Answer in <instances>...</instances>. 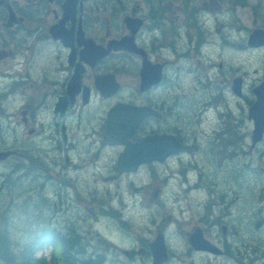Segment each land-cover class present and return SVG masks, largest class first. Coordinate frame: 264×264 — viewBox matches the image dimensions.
<instances>
[{"label":"flooded vegetation","instance_id":"obj_1","mask_svg":"<svg viewBox=\"0 0 264 264\" xmlns=\"http://www.w3.org/2000/svg\"><path fill=\"white\" fill-rule=\"evenodd\" d=\"M120 1L123 6L117 9L111 1L80 0L77 11H65L67 0H0V92H7L11 108L21 114L24 139L55 144L45 155L18 152L9 161L36 171L31 177L39 180L44 204L62 203L68 190L78 191L73 182L88 187L89 195L72 214L74 225L61 227L68 240L73 239L71 227L94 222L89 218L90 208L98 205L91 193L92 176L100 175L98 186L104 190L128 175L167 172L176 176L173 190L180 187L185 195L180 203L186 207L179 208L186 223V252L206 256L211 264H264V185L257 194L256 148L244 144L249 131L241 134L250 122L223 119L216 112L222 95L213 93L212 86L203 87L205 72L180 62L183 54L168 48L164 33L157 41L153 31L171 27L175 11H147L145 4ZM258 25L264 26V17ZM101 47L110 50L100 56ZM247 50L264 52L262 47L245 46ZM200 87L209 93L204 94L205 105L197 97ZM118 107L119 114L114 112ZM141 111L147 114L135 126ZM112 115L121 118L115 132L125 143L106 138L112 137ZM161 135L170 136L164 160L141 164L136 173L119 171V157L129 145ZM155 148H160L157 141L148 152L155 154ZM66 169L63 180L60 174ZM70 170L76 179H70ZM52 188L56 196L48 193ZM152 233L134 237L135 252L126 254L143 252L153 261ZM197 236L207 242L197 243ZM69 245L72 251L79 248ZM80 249L90 254L95 247L80 243Z\"/></svg>","mask_w":264,"mask_h":264},{"label":"rangeland","instance_id":"obj_2","mask_svg":"<svg viewBox=\"0 0 264 264\" xmlns=\"http://www.w3.org/2000/svg\"><path fill=\"white\" fill-rule=\"evenodd\" d=\"M256 0H250L251 7L253 4H255ZM176 8L175 11V22L180 23L183 19L182 13L179 11V8ZM224 9V8H223ZM237 11L239 13V19H241L242 23H244L246 26L251 27L258 25L262 23V17H260L259 20L255 21L253 17V13L251 12L250 7L247 8H237ZM216 21L218 20L217 18ZM206 22H210L207 21ZM247 30V29H246ZM242 32V29H241ZM241 56V55H240ZM248 56V55H247ZM247 56L243 58H240V61L238 64L242 67L241 71L244 72V69H248V72L250 74L247 76V96L245 99H238L233 92H231L230 88V81L233 71L231 69L226 70V74L222 76L221 79L218 82V88L221 92L224 93V95L227 97L228 101L232 106H239L238 110H235L236 116L239 117V119L245 118V113L248 111L249 101L254 99V94L251 91L252 87L255 84H258L259 81L262 78V69L264 65V58L263 53H256L255 55H252L251 58H248ZM224 82V83H222ZM9 103V102H7ZM3 102L0 100V107L2 106ZM5 111H3L4 115H7L6 120H0V147H4L5 149L10 147L11 145L14 146H21L28 148L26 143L28 145L33 146L32 149L35 153H42L45 155V152L50 151L51 148L49 147V144H42V143H34L32 140H27V142H23L21 140L20 131H19V123L21 122L20 119H11L8 117V114H6V111H9L8 108H4ZM11 112V111H10ZM9 112V113H10ZM2 111H0V117L3 115ZM11 115V114H10ZM20 117V115H19ZM17 124V125H15ZM251 125L250 123H247L245 128H243V133L250 131ZM23 132V131H22ZM248 144H246L247 146ZM0 148V149H1ZM29 152H32L29 150ZM256 165H264V155H263V148L256 149ZM21 156V155H20ZM36 171L31 169L29 166H20V163H17L15 161L6 162L5 165L0 166V203L2 201H5L8 197V194H12L13 198L16 200V203L14 207H4L0 206V212L5 210L7 212V218L9 217L10 222L9 227L7 228L6 232L9 236L8 244H9V251L13 254L16 250L14 245L17 244L16 238H25L26 236L29 237L30 230L29 228L33 224V220L36 222L37 220H44L48 224L56 225L57 221L61 222L59 223L60 226L64 227L66 225H74L73 223V213L76 211L75 206H82L80 202H78L75 205L76 202V192L68 190V198L62 201V204L64 206V210L59 208L57 209L59 212H56V218L54 219L51 216H48V211L52 208H55V201L49 200L46 204L45 200L40 197L42 193V189L38 188L39 180L38 178L33 179L31 177V174H35ZM99 177V176H98ZM97 175H94L91 177V186L96 189L95 195L99 194V188L98 183L100 179H98ZM133 179H135L137 182H142L143 190L140 191L139 196L135 195V188H134V182ZM146 177L145 175H139L134 176L133 178H130L129 176L123 179L122 181H119L117 184L111 185L110 190H114V195H108L110 201H114L115 203H118V201L122 200L123 205L127 206L124 207V213H122V209L118 204L110 203L109 207L112 211L118 213L119 215H123L127 218H129V222L131 225L129 229L133 231H139L143 232V229H146L147 226L144 224L142 227H139L138 224H135L136 221L142 222V220H150V218H166L169 219L171 216V212L173 211L174 204L178 208L176 213L179 217V223H176L174 225V229L171 230L170 236L172 240H175V245L180 248L184 249V240H183V226H184V218H183V212L179 210V207L183 205V203H180L182 201V197L180 196V193L177 191L172 192L173 190L169 186H165L163 189V194L161 193L159 198L157 200L154 199L155 189L159 186L160 180L156 178L148 177L147 181H145ZM264 185V175H262L260 172L256 173V192L258 194L260 188H262ZM56 188H52V190H48V193L52 192L54 196H56ZM87 194V192H86ZM184 194V192H183ZM114 196V198H113ZM185 196V195H184ZM141 200H147L150 203L149 205H145V202L143 201L140 203ZM161 204H160V203ZM183 207H186V205H183ZM63 210V211H62ZM88 219V218H86ZM38 223V222H37ZM56 223V224H55ZM82 225L86 226L84 222H81ZM96 227H98L104 234L115 240V243L118 245H125L126 243L123 242L122 236L118 233L120 230V223L113 219L112 217H109L108 220H100L97 224H95ZM152 225V224H151ZM75 226L79 227L78 224ZM121 231V230H120ZM34 241V240H33ZM134 242V240L132 241ZM260 243V238H258L256 244ZM94 247V246H92ZM98 250H100L98 247H96ZM28 248L25 249V252ZM101 251V250H100ZM103 255V251H101ZM191 260L190 256H187L185 252H182L181 256L175 260L173 263L175 264H189ZM213 264H216L215 261H212ZM122 263H125L124 260ZM7 264V263H5ZM117 264V263H113ZM195 264H211L210 260L206 256H198V259L195 260Z\"/></svg>","mask_w":264,"mask_h":264},{"label":"trees","instance_id":"obj_3","mask_svg":"<svg viewBox=\"0 0 264 264\" xmlns=\"http://www.w3.org/2000/svg\"><path fill=\"white\" fill-rule=\"evenodd\" d=\"M1 148V147H0ZM4 149V147H2ZM5 217H3V222H0V264H104L103 257L101 255H89L82 253H77L76 251L70 250V245L68 243L73 242V244H79V240L75 243L74 242V235L73 239L64 237L65 242H50L47 241L48 245H53L54 252L52 254V259L50 261H46V259H36L31 254V250L26 252H19L13 254L9 251V236L7 235L6 230L9 227V217L7 218V213L4 210ZM44 262V263H43Z\"/></svg>","mask_w":264,"mask_h":264},{"label":"water","instance_id":"obj_4","mask_svg":"<svg viewBox=\"0 0 264 264\" xmlns=\"http://www.w3.org/2000/svg\"><path fill=\"white\" fill-rule=\"evenodd\" d=\"M250 44L253 46H260L264 44V30L259 29L254 31L250 37ZM255 93L258 96V100L251 107L249 117L253 119L255 122L253 138L254 141L257 142L260 139H262V137L264 136V82L259 88L255 89ZM114 124L117 123L114 122ZM128 158L131 159L132 157H128ZM157 256H158V262L160 263L167 259V257L164 256L163 254L156 255V257Z\"/></svg>","mask_w":264,"mask_h":264},{"label":"bare ground","instance_id":"obj_5","mask_svg":"<svg viewBox=\"0 0 264 264\" xmlns=\"http://www.w3.org/2000/svg\"><path fill=\"white\" fill-rule=\"evenodd\" d=\"M205 110V109H204ZM2 149V148H1ZM5 149V148H4ZM74 236H76L77 237V234H74ZM141 238H145L144 237V235H139ZM78 238V237H77ZM81 244H84V243H81ZM85 245V244H84ZM77 247V246H76ZM76 249V248H75ZM27 251H29V249H27ZM73 251H74V249H73ZM78 254L79 253H82V251H81V249H80V246H79V248H78V250H75ZM30 252V251H29ZM89 255H91V256H93V255H101L103 258L105 257V255H103L102 254V252L100 251V250H98L96 247H95V249L94 250H92L91 251V253L89 254ZM103 263L104 264H106V261H104L103 260Z\"/></svg>","mask_w":264,"mask_h":264}]
</instances>
